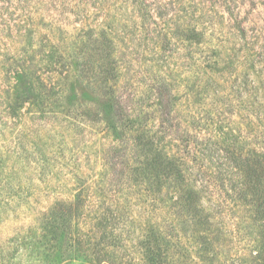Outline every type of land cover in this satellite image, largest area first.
Instances as JSON below:
<instances>
[{"label": "rangeland", "instance_id": "rangeland-1", "mask_svg": "<svg viewBox=\"0 0 264 264\" xmlns=\"http://www.w3.org/2000/svg\"><path fill=\"white\" fill-rule=\"evenodd\" d=\"M104 43L117 133L83 115L109 110L83 69ZM263 155L264 0H0V264H264Z\"/></svg>", "mask_w": 264, "mask_h": 264}, {"label": "trees", "instance_id": "trees-1", "mask_svg": "<svg viewBox=\"0 0 264 264\" xmlns=\"http://www.w3.org/2000/svg\"><path fill=\"white\" fill-rule=\"evenodd\" d=\"M113 51L109 44H97L91 52L88 54V62L84 61L83 69L86 73L91 74L92 77L96 78L95 80L102 86L104 89L107 87V91L104 92V96L107 100V107L108 111L103 112H94L91 108L87 111V113H83L84 116L91 115L92 120H101L99 114H103V120L110 124V128L114 132H118L119 129L124 131L127 128V124L132 123L130 119H126V112L123 108L120 107L121 103L113 96L112 86L116 85L117 81V71L115 68V64L113 61ZM97 56V62L91 64V59ZM93 70L95 73H93ZM90 76V78H92ZM112 85V86H110ZM162 91V90H161ZM158 107L160 110V114L162 117V121L164 123L171 122V109H172V101L169 97L168 93L165 90L162 91V95L159 97ZM113 112V114H110ZM115 120V121H114ZM120 121H124L123 125H121ZM116 122L120 123V128H116ZM136 141L141 146L152 145L150 141L147 142L143 140V135H138L136 137ZM162 162L161 157L158 154H155L151 161H148L147 168L151 169L152 171H157L158 167L161 165ZM244 167L246 173V182L251 188L255 189L253 191L254 195L258 198V193L261 191V187L264 190V155L261 156V161L258 164H252L249 160H244ZM258 166V167H257ZM164 176L166 179L173 178L175 181L176 179H180V171L178 168L174 167V163L169 161L166 166H163ZM257 189V190H256ZM195 193L193 191H188L185 202L187 208L190 212L196 216H199L201 213V209L198 207L199 201L195 197ZM80 204L78 203H70L67 206L60 210V219H56L54 213L51 214V220H56L60 223L61 229H71L72 228V220L76 218V213L80 212ZM72 221V222H71Z\"/></svg>", "mask_w": 264, "mask_h": 264}]
</instances>
